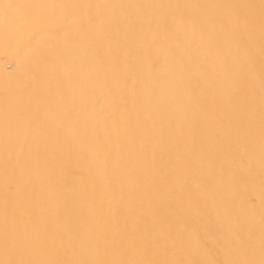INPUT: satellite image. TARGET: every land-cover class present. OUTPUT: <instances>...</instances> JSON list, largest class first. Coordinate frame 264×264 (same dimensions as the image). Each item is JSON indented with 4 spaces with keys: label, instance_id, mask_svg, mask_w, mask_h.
I'll return each mask as SVG.
<instances>
[{
    "label": "rangeland",
    "instance_id": "rangeland-1",
    "mask_svg": "<svg viewBox=\"0 0 264 264\" xmlns=\"http://www.w3.org/2000/svg\"><path fill=\"white\" fill-rule=\"evenodd\" d=\"M235 1L0 0V264H264V0Z\"/></svg>",
    "mask_w": 264,
    "mask_h": 264
},
{
    "label": "bare ground",
    "instance_id": "bare-ground-1",
    "mask_svg": "<svg viewBox=\"0 0 264 264\" xmlns=\"http://www.w3.org/2000/svg\"><path fill=\"white\" fill-rule=\"evenodd\" d=\"M230 2L231 3H237L235 0H230ZM251 2V1H250ZM249 2V3H250ZM166 4V3H165ZM164 4V2L163 1H158V2H154L152 5L153 6H157L158 8H168V7H166V5ZM209 4H211V2L209 3ZM227 5L228 3L226 2V3H223V5ZM251 5H252V2L250 3ZM212 6H214L215 4L214 3H212L211 4ZM238 5V4H237ZM245 6V5H244ZM219 7V6H218ZM228 9V8H227ZM227 9H225V12L227 11ZM239 9V8H238ZM227 14L229 13V12H226ZM245 15V14H244ZM51 20V19H50ZM150 24H151V26H153L154 28L157 26V28H158V25H156L157 23H152V20H150ZM157 22V21H156ZM142 28V27H141ZM160 28V27H159ZM158 28V29H159ZM257 33V32H256ZM259 34V33H258ZM224 35H225V33H224ZM245 35H247V34H245ZM249 35V34H248ZM244 36V35H243ZM224 37H226V36H224ZM162 38V37H161ZM162 40H164V39H162ZM125 41V40H124ZM160 41V40H159ZM228 41V40H227ZM231 41H232V39H231ZM126 42V41H125ZM230 42V41H229ZM127 43V42H126ZM226 43V42H225ZM228 43V42H227ZM128 44V43H127ZM251 44V43H250ZM210 45V44H209ZM208 45V46H209ZM232 45V44H231ZM222 46V45H221ZM250 46V45H249ZM258 48V47H257ZM230 49V48H229ZM123 51V50H122ZM226 52H228V51H226ZM209 53V52H208ZM129 54V53H128ZM210 55V54H209ZM229 57H230V55H229ZM243 58H244V56H243ZM261 58V57H260ZM263 58V57H262ZM259 59H257V61H258ZM105 61V60H104ZM230 61V60H229ZM245 61V60H244ZM248 61V60H247ZM259 62V61H258ZM262 62V61H261ZM108 63V62H107ZM107 63H106V65H107ZM260 63V62H259ZM246 64V63H245ZM253 65H254V63H253ZM252 66V65H251ZM256 66V65H255ZM230 67V66H229ZM222 68V67H221ZM237 68V67H236ZM231 69V68H230ZM258 69V68H257ZM259 69H262V70H264V63H262V64H260L259 65ZM222 70H223V68H222ZM240 70H242V69H240ZM224 71V70H223ZM223 71H222V75H224L223 74ZM228 71H229V68H228ZM257 71V70H256ZM218 72H219V70H218ZM221 72V71H220ZM229 72H232V70H230ZM219 74V73H218ZM239 74H241L240 72H239ZM245 74V73H244ZM253 74V73H252ZM244 76V75H243ZM243 76H241L242 77V79H243V81H245V79L243 78ZM253 76H254V74H253ZM257 78V77H256ZM254 79V78H253ZM197 80V79H196ZM262 81H263V79H262ZM246 82H248V81H246ZM246 82H244L245 83V85H246ZM257 82H258V80H257ZM197 83H198V81H197ZM252 83V82H251ZM255 83V82H254ZM263 84V83H262ZM199 85V84H198ZM248 85H249V82H248ZM256 86H257V84H255ZM251 88H252V85H249ZM248 87V86H247ZM264 87V86H263ZM249 89V88H248ZM209 90V89H208ZM204 92V91H203ZM211 92V91H210ZM231 92V91H230ZM249 92V91H248ZM247 92V94H250V93H248ZM250 92H251V90H250ZM236 93H239V94H242L243 93V89H240L239 91H237ZM202 94V93H201ZM211 94V93H210ZM251 94H253V93H251ZM207 95V94H206ZM211 96V95H210ZM209 96V97H210ZM250 96L251 95H249V97H248V95H247V97H248V99H250ZM201 97H204L203 96V94H202V96ZM201 97H200V99H201ZM252 97V96H251ZM179 98V97H178ZM207 98H208V96H207ZM211 98V97H210ZM253 98V97H252ZM252 98H251V100H252ZM203 99V98H202ZM201 99V100H202ZM214 99V98H213ZM203 101V100H202ZM206 101V100H205ZM210 101H213V100H210ZM215 101V100H214ZM213 101V102H214ZM216 102V101H215ZM202 103H204V102H202ZM206 104H207V102H205ZM204 103V104H205ZM211 103V102H210ZM205 104V105H206ZM216 104H217V102H216ZM252 104V103H251ZM251 104H250V106H251ZM213 105V104H212ZM209 106H210V104H209ZM253 107V106H252ZM210 108V107H209ZM209 111H211L210 109H208ZM252 110H253V108H252ZM213 112V111H212ZM251 112V111H250ZM199 113V112H198ZM214 113V112H213ZM233 125V124H232ZM193 128H195V127H193ZM197 128V127H196ZM217 135V134H216ZM251 136V135H250ZM259 141V140H258ZM38 152V151H37ZM176 154V153H175ZM178 156V155H177ZM237 156H238V154H237ZM240 156V155H239ZM238 156V157H239ZM248 156V155H247ZM243 161V160H242ZM222 162V161H221ZM172 163V162H171ZM246 163H248V162H246ZM217 165H218V162H217ZM220 165V164H219ZM56 165H54V167H55ZM168 166V165H167ZM238 166V165H237ZM251 167H253V166H251ZM216 168V167H215ZM239 169V168H238ZM40 170V169H39ZM217 170V169H216ZM253 169H251V171H252ZM239 171V170H238ZM255 171V170H254ZM215 172V171H214ZM217 172V171H216ZM256 172V171H255ZM38 173V172H37ZM240 173V172H239ZM239 173H237V174H239ZM214 174H216V173H214ZM256 174V173H255ZM38 175V174H37ZM257 175V174H256ZM237 176V175H236ZM240 178V177H239ZM46 179V178H45ZM199 180V179H198ZM188 181V180H187ZM189 184V183H188ZM190 187V186H189ZM188 187V188H189ZM189 190V189H188ZM180 214V213H179ZM122 219V218H121ZM122 221V220H121ZM136 224V223H135ZM128 227V226H127ZM136 227V226H135ZM120 228V227H119ZM122 228V227H121ZM120 228V229H121ZM122 230V229H121ZM120 231V230H119ZM123 231V230H122ZM130 231V230H129ZM125 232H126V230H125ZM128 233H126V235H127ZM131 234V233H130ZM129 235V234H128ZM101 237H102V235H101ZM127 238V237H126ZM128 239V238H127ZM129 240V239H128ZM174 240V239H173ZM218 240V239H217ZM109 242H110V240H109ZM128 242V241H127ZM168 243V242H167ZM175 247V246H174ZM166 249H167V247H166ZM175 249V248H174ZM148 251V250H147ZM130 254V253H129ZM150 254V253H149ZM131 255V254H130ZM133 255V254H132ZM131 255V256H132ZM134 259V258H133ZM136 261V260H135ZM140 261V260H139Z\"/></svg>",
    "mask_w": 264,
    "mask_h": 264
}]
</instances>
